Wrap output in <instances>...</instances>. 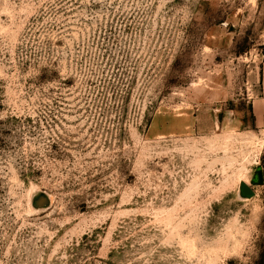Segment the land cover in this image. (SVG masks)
Returning a JSON list of instances; mask_svg holds the SVG:
<instances>
[{"label": "rangeland", "instance_id": "1", "mask_svg": "<svg viewBox=\"0 0 264 264\" xmlns=\"http://www.w3.org/2000/svg\"><path fill=\"white\" fill-rule=\"evenodd\" d=\"M263 55L264 0H0V264H264Z\"/></svg>", "mask_w": 264, "mask_h": 264}, {"label": "crops", "instance_id": "2", "mask_svg": "<svg viewBox=\"0 0 264 264\" xmlns=\"http://www.w3.org/2000/svg\"><path fill=\"white\" fill-rule=\"evenodd\" d=\"M250 112L253 120V127L257 131L258 136L264 142V55L260 68L259 92L250 100Z\"/></svg>", "mask_w": 264, "mask_h": 264}, {"label": "water", "instance_id": "3", "mask_svg": "<svg viewBox=\"0 0 264 264\" xmlns=\"http://www.w3.org/2000/svg\"><path fill=\"white\" fill-rule=\"evenodd\" d=\"M263 181V175L261 167H256L254 177L251 179L252 184H260ZM239 190L243 196L249 197L253 194V191L245 184V182H241L239 186Z\"/></svg>", "mask_w": 264, "mask_h": 264}, {"label": "flooded vegetation", "instance_id": "4", "mask_svg": "<svg viewBox=\"0 0 264 264\" xmlns=\"http://www.w3.org/2000/svg\"><path fill=\"white\" fill-rule=\"evenodd\" d=\"M262 175H263V171H262ZM264 176V175H263Z\"/></svg>", "mask_w": 264, "mask_h": 264}]
</instances>
